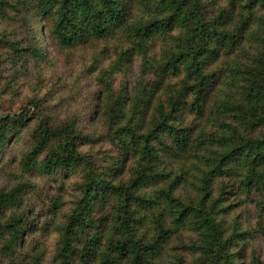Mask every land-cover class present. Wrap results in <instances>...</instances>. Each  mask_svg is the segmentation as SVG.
<instances>
[{
	"label": "trees",
	"instance_id": "obj_1",
	"mask_svg": "<svg viewBox=\"0 0 264 264\" xmlns=\"http://www.w3.org/2000/svg\"><path fill=\"white\" fill-rule=\"evenodd\" d=\"M8 17L24 38L45 18L56 49L126 43L99 74L103 135L36 100L0 113V153L14 136L30 143L0 188L1 262L40 264L43 245L27 248L36 205L25 190L61 177L78 178L80 196L53 264H264V0H0ZM9 49L38 56L20 39ZM134 56L138 86L112 94L110 74ZM98 141L112 148L95 159L83 148ZM58 202L38 213L45 235Z\"/></svg>",
	"mask_w": 264,
	"mask_h": 264
},
{
	"label": "rangeland",
	"instance_id": "obj_2",
	"mask_svg": "<svg viewBox=\"0 0 264 264\" xmlns=\"http://www.w3.org/2000/svg\"><path fill=\"white\" fill-rule=\"evenodd\" d=\"M16 19L8 17L6 21L0 20V113H17L28 101L36 100L45 107V115L58 120L76 118L82 125V131L95 137L103 135L104 126L98 116L101 113L96 107L99 106V92L107 81L99 74L118 60L125 49L126 40L118 35L109 40H94L71 50L56 49L48 37L45 18L37 17L30 22L31 32L27 38L20 36ZM16 39L24 40L36 48L38 56L32 57L29 52H12L9 42ZM141 62L139 56L128 57L123 67L114 69L110 74L109 91L116 95L120 88L131 91L137 87L142 78ZM28 135L22 140L20 136L19 139L14 136L1 151L0 188L13 182L12 173L17 168L19 157L28 150L30 144ZM111 148L110 143L98 141L83 150L93 153V157L98 159ZM25 182L28 181H19L22 184ZM78 182V178H73L63 183L60 177L32 182L30 187L27 185L29 183L26 184L24 190L36 205L34 215L28 219L34 232L27 237V248L30 250L38 244L43 245L39 251L40 264H53L59 230L80 196ZM53 197L59 199L60 211L49 218V233L45 235L40 230L48 217L38 213L45 209L43 203ZM30 207L34 209L32 205ZM256 245L263 256L264 248L260 239ZM13 256L18 257L16 254ZM0 264L5 262L0 261Z\"/></svg>",
	"mask_w": 264,
	"mask_h": 264
}]
</instances>
